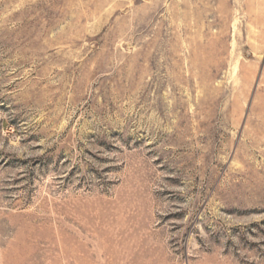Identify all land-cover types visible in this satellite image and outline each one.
I'll return each mask as SVG.
<instances>
[{"label": "rangeland", "instance_id": "374dc122", "mask_svg": "<svg viewBox=\"0 0 264 264\" xmlns=\"http://www.w3.org/2000/svg\"><path fill=\"white\" fill-rule=\"evenodd\" d=\"M0 264H264V0H0Z\"/></svg>", "mask_w": 264, "mask_h": 264}]
</instances>
